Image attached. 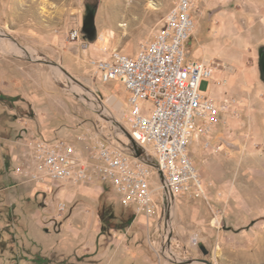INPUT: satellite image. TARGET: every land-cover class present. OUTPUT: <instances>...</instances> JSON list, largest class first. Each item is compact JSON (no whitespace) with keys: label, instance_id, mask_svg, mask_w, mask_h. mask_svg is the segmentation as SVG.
Returning <instances> with one entry per match:
<instances>
[{"label":"rangeland","instance_id":"rangeland-1","mask_svg":"<svg viewBox=\"0 0 264 264\" xmlns=\"http://www.w3.org/2000/svg\"><path fill=\"white\" fill-rule=\"evenodd\" d=\"M175 1L0 0V264H264V0L194 5L187 58L218 68L212 91L209 80L201 90L241 107L239 117L201 122L190 141L204 196L182 193L168 219L158 206L150 221L135 214L124 227L113 217L131 213L110 187L93 201L78 189L99 183L70 190L33 178L40 139H63L84 155L91 137L131 143L129 93L97 78L89 58L113 50L136 57ZM93 15L95 31H86Z\"/></svg>","mask_w":264,"mask_h":264},{"label":"built area","instance_id":"built-area-1","mask_svg":"<svg viewBox=\"0 0 264 264\" xmlns=\"http://www.w3.org/2000/svg\"><path fill=\"white\" fill-rule=\"evenodd\" d=\"M195 2L176 0L154 38L140 44L136 57L113 50L89 58L97 78L104 83L119 82L127 89V130L144 158L156 162L158 169L134 157L131 143L91 137V147L84 155L63 139H40L32 147L34 179L77 186L103 184L113 190L123 207L148 221L156 207L162 206L166 212L182 193L205 195L188 152L190 141L201 122L211 126L224 115L239 117L241 107L233 97L215 100L201 90L202 83L209 80L212 91L218 68L207 58H187ZM71 37L77 39L79 32L73 31ZM146 103L151 107L146 108ZM169 241L166 238L163 246L167 251ZM199 243L195 236L193 244Z\"/></svg>","mask_w":264,"mask_h":264},{"label":"water","instance_id":"water-1","mask_svg":"<svg viewBox=\"0 0 264 264\" xmlns=\"http://www.w3.org/2000/svg\"><path fill=\"white\" fill-rule=\"evenodd\" d=\"M87 25L91 29V30L89 29L91 32L95 31V18H94V15L89 18L88 23L86 24V26ZM94 38H95V36H94ZM52 64H54V63H52ZM261 78L264 81V73H261ZM126 135H127V137L129 138V140H130V142L132 144L133 156L136 157V158L141 159L142 161H145L149 165H151L154 168L158 169V165L156 164V162L150 161V160L144 158L143 150L137 145V143L135 142V140L132 138V136L130 135V133L128 131H126ZM160 178H161V181L164 183L165 179H164V175H163L162 172H160ZM174 203H175V199L172 200L171 207L167 208V211H166L167 219L169 218L170 213L173 210ZM170 242H171V240L168 243L169 250H170V245H171ZM201 249H202L204 255L207 256L209 254V250L205 246H201ZM199 261L204 262V263H208V264H212L206 259H200ZM192 263H193V261H187V262H182L181 264H192Z\"/></svg>","mask_w":264,"mask_h":264},{"label":"crops","instance_id":"crops-1","mask_svg":"<svg viewBox=\"0 0 264 264\" xmlns=\"http://www.w3.org/2000/svg\"><path fill=\"white\" fill-rule=\"evenodd\" d=\"M66 185L70 190H72L74 188L75 185L72 184H64ZM73 187V188H72ZM80 190L81 193L88 195L89 197H91L93 201H98L100 195L104 192L105 190V186L103 184L97 185L94 188L91 189H78ZM143 218V217H142Z\"/></svg>","mask_w":264,"mask_h":264},{"label":"trees","instance_id":"trees-1","mask_svg":"<svg viewBox=\"0 0 264 264\" xmlns=\"http://www.w3.org/2000/svg\"><path fill=\"white\" fill-rule=\"evenodd\" d=\"M107 187H105V190H104V192H108V190L106 189ZM103 192V193H104ZM125 208V207H124ZM126 209V211H127V213H131V214H129V215H125V214H123V215H120V217H117V216H114L113 217V220L114 219H117V220H119V224L120 225H122V226H124V227H129L132 223H133V221H134V217H135V212L133 211V210H131V209H129V208H125ZM124 209V210H125ZM106 209L104 208L103 210H102V212H101V215H102V218H103V220H104V216L106 215V211H105ZM125 215V216H124ZM125 218V220H123Z\"/></svg>","mask_w":264,"mask_h":264},{"label":"flooded vegetation","instance_id":"flooded-vegetation-1","mask_svg":"<svg viewBox=\"0 0 264 264\" xmlns=\"http://www.w3.org/2000/svg\"><path fill=\"white\" fill-rule=\"evenodd\" d=\"M89 30V26H86V31ZM258 72L264 73V45L259 50V55H258Z\"/></svg>","mask_w":264,"mask_h":264},{"label":"bare ground","instance_id":"bare-ground-1","mask_svg":"<svg viewBox=\"0 0 264 264\" xmlns=\"http://www.w3.org/2000/svg\"><path fill=\"white\" fill-rule=\"evenodd\" d=\"M18 50V49H17ZM87 96L90 97L92 100H95V98L93 97V95H91L90 93L86 92Z\"/></svg>","mask_w":264,"mask_h":264}]
</instances>
